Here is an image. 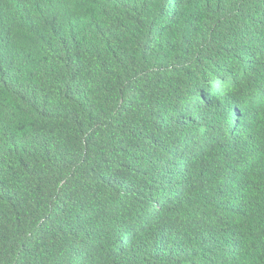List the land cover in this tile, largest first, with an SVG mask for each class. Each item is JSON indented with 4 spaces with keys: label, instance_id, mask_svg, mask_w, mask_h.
<instances>
[{
    "label": "trees",
    "instance_id": "1",
    "mask_svg": "<svg viewBox=\"0 0 264 264\" xmlns=\"http://www.w3.org/2000/svg\"><path fill=\"white\" fill-rule=\"evenodd\" d=\"M0 264H264V0H0Z\"/></svg>",
    "mask_w": 264,
    "mask_h": 264
}]
</instances>
